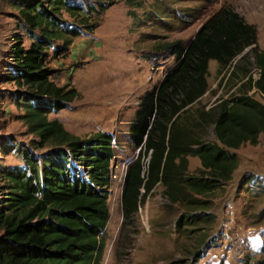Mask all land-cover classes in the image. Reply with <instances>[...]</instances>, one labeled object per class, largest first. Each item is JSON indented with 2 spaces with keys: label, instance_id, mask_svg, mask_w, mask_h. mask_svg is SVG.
Segmentation results:
<instances>
[{
  "label": "trees",
  "instance_id": "1",
  "mask_svg": "<svg viewBox=\"0 0 264 264\" xmlns=\"http://www.w3.org/2000/svg\"><path fill=\"white\" fill-rule=\"evenodd\" d=\"M6 1L17 8L16 19L30 42L25 46L21 35L13 36L5 54L10 61L5 82L16 86L14 105L23 111L18 119L27 134L35 137L33 149L43 152L37 155L17 147L23 165L1 172L0 264H100L103 231L110 217L113 136L98 131L80 138L57 119H49L80 94L68 84L59 86L53 81L48 52L58 56L73 38L91 33L97 27L89 23L91 16L99 19L116 0H86L85 7L76 0ZM64 15L77 23L68 22ZM257 39L254 25L221 8L186 47L180 41L167 44L177 65L139 98L128 126L133 149H140L124 173V225L134 222L140 204L158 185L172 203L203 205L189 193L210 194L231 181L238 167V156L231 150L256 145L264 133V104L253 97L257 92L264 98V50ZM247 50L258 70L256 80L250 77L251 71L239 67L249 57ZM210 61L216 62L217 74L235 62L219 86L230 77L240 82L235 92L192 116V107L210 88ZM238 73L243 77H237ZM209 129L214 141H203L202 134ZM5 142L1 137V148ZM4 149L7 153L14 146ZM188 157L199 160L196 175L188 174ZM256 264H264V258Z\"/></svg>",
  "mask_w": 264,
  "mask_h": 264
},
{
  "label": "rangeland",
  "instance_id": "2",
  "mask_svg": "<svg viewBox=\"0 0 264 264\" xmlns=\"http://www.w3.org/2000/svg\"><path fill=\"white\" fill-rule=\"evenodd\" d=\"M86 2L76 0L84 7ZM221 8L254 25L258 46L264 50V0H116L99 19L91 16L89 23L97 25L91 33L73 38L58 56L48 52V66L55 72L53 81L59 86L68 84L80 94L49 119H57L80 138L98 131L113 136L115 154L107 200L110 217L103 231L100 264H256L264 258V133L256 145L238 148L239 167L225 186L202 196L189 193L203 205L172 203L158 185L140 204L133 223L124 225L121 215L122 176L126 164L137 156L128 126L139 98L177 65L167 44L180 41L186 47L200 26ZM17 14V8L0 0V138L6 140L0 147V198L3 169L23 165L17 147L29 148L37 155L43 152L33 149L36 139L18 119L23 111L14 105L16 86L5 82L6 64L10 63L5 54L13 36L21 35L25 46L30 42ZM64 18L77 23L66 15ZM232 65L217 74L216 62L209 63L210 91L192 107V116L199 108L210 107L235 92L240 78L230 77L219 86ZM239 65L247 72L255 69L251 55ZM253 97L264 104L259 93ZM196 134L200 132L196 130ZM202 136L203 141H214L210 129ZM6 144L14 149L4 153ZM188 160V174L196 175L199 160Z\"/></svg>",
  "mask_w": 264,
  "mask_h": 264
},
{
  "label": "built area",
  "instance_id": "3",
  "mask_svg": "<svg viewBox=\"0 0 264 264\" xmlns=\"http://www.w3.org/2000/svg\"><path fill=\"white\" fill-rule=\"evenodd\" d=\"M234 63V62H233ZM250 77L253 79V80H256L257 78H258V70L257 69H254L253 70V72H250ZM139 149L140 148H137L136 149V153L139 151ZM130 162V161H129ZM128 162V163H129ZM146 162H147V159L145 160V166H144V170H145V168H146ZM127 163V164H128ZM127 164H126V167H127ZM126 167H125V170H126ZM125 170H124V173H125ZM123 178H124V174H123V176H122ZM142 177L145 179V175H144V173H142ZM123 178H122V185H123ZM141 191V193H143V189H141L140 190ZM121 195L123 196V192L121 193Z\"/></svg>",
  "mask_w": 264,
  "mask_h": 264
},
{
  "label": "crops",
  "instance_id": "4",
  "mask_svg": "<svg viewBox=\"0 0 264 264\" xmlns=\"http://www.w3.org/2000/svg\"><path fill=\"white\" fill-rule=\"evenodd\" d=\"M211 62V61H210ZM209 62V63H210ZM208 71H209V64H208ZM208 82V81H207ZM209 84V83H208ZM210 87V86H209ZM209 91H210V88H209ZM209 91L208 92H206L201 98H200V101H201V99L202 98H204L205 96H207V94L209 93ZM251 92H249V94H250ZM224 98H225V96H224ZM209 107H207V106H205L204 107V110L206 111L207 109H208ZM132 117H133V115H132ZM131 120V119H130ZM113 152H114V148H113ZM231 152H234V153H236L237 155L239 154V152H238V149H236V150H231ZM115 154V153H114ZM189 161V160H188ZM238 167H239V161H238ZM237 167V168H238ZM237 171V169L233 172V174H232V177H234V175H235V172Z\"/></svg>",
  "mask_w": 264,
  "mask_h": 264
},
{
  "label": "water",
  "instance_id": "5",
  "mask_svg": "<svg viewBox=\"0 0 264 264\" xmlns=\"http://www.w3.org/2000/svg\"><path fill=\"white\" fill-rule=\"evenodd\" d=\"M137 153H138V152H137ZM137 153H136V154H137ZM135 158H136V157H135ZM132 161H133V160H132ZM132 161H130L128 164H130ZM128 164H127V165H128Z\"/></svg>",
  "mask_w": 264,
  "mask_h": 264
}]
</instances>
